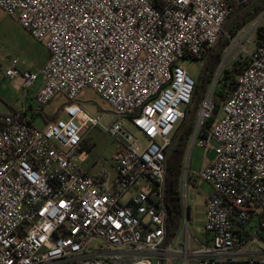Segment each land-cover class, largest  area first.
I'll use <instances>...</instances> for the list:
<instances>
[{"label":"built area","instance_id":"2783aa9c","mask_svg":"<svg viewBox=\"0 0 264 264\" xmlns=\"http://www.w3.org/2000/svg\"><path fill=\"white\" fill-rule=\"evenodd\" d=\"M249 1L0 0L49 54L38 72L11 59L4 77L24 91L41 78L40 107L65 101L64 117L41 127L23 112L0 116V264H264V33L233 79L218 64L194 120L188 151L214 154L190 176L211 188L202 241L190 238L181 203L184 237L167 243L164 207L165 157L195 88L181 62L204 64L234 7ZM262 20L239 30L245 45ZM217 83L221 117L205 129ZM86 89L109 105L110 125L82 107ZM92 128L119 145L113 176L81 166Z\"/></svg>","mask_w":264,"mask_h":264},{"label":"rangeland","instance_id":"374dc122","mask_svg":"<svg viewBox=\"0 0 264 264\" xmlns=\"http://www.w3.org/2000/svg\"><path fill=\"white\" fill-rule=\"evenodd\" d=\"M251 2L252 0L248 3ZM263 13L264 10L259 12L252 21L243 26L242 28L244 32L248 31L253 22L259 19L263 15ZM260 26L264 27V20L261 21ZM223 36L228 40V43L226 46V51H223L221 53L220 62H224L221 76L224 75L225 70H228L230 73V70L236 63H240L239 66L241 67L246 66L247 53L254 48L255 42L257 41L255 33H252V42L249 45H245V38H243L244 35L239 31H237L234 35H230L229 38H227L225 35ZM39 44L40 43L34 41L22 28H20V26H18L12 18L6 16L2 11H0V99L2 100H0L1 114L7 113L9 111L7 106H10L11 104H13L15 108H18L21 100V95L23 94L22 92L15 94V92L11 90V82L8 78L4 77V69L9 66L11 59H17L20 68L36 70L37 61L32 56L31 52L35 48L39 47ZM242 47L245 48V51ZM181 65L184 67L190 78H192L194 81H196L199 77L201 69L203 67V63L196 60H185L181 62ZM219 88L220 83H217L215 91H218ZM214 96L215 95H213V100ZM16 98L18 100H16ZM78 100L81 103L82 107L89 113L100 114L102 116V124L104 126L110 125L113 119L111 114L112 110L109 105L102 101L97 94L89 89H86L78 98ZM64 103L65 101L63 99L55 98L47 105L40 107L36 103L35 99H33L31 105L34 109L41 108L45 116L53 117L57 112L60 113V109ZM214 103L218 110L216 111V116L212 119L211 124L208 127H205L206 129H209L212 124L221 117L220 99H218L217 101L214 100ZM194 114L195 110L193 116ZM59 117H62V114H59ZM33 122L35 126H41V123L37 119H34ZM125 126L132 134L139 137V135L131 128L129 124L125 123ZM177 127L180 128L179 123ZM82 136L84 143L83 150L87 152L88 159L84 163H81V166L88 170V172L91 174H96L101 170H105L109 172L111 176H113V172L111 169V159L114 152L119 146L117 141L99 128L84 130L82 132ZM188 150L189 144L182 161L180 172V174H182L186 157L189 155L187 170L188 174L183 188L182 182L180 180L179 197L180 203H184L188 211L187 221L190 238L195 237L198 241H202L204 237V202L205 198L211 193V188L203 180L194 179L190 176L192 173H197L201 167L205 166L210 160H212L214 154L213 152L205 153L204 149L200 148L197 144L193 145L190 151ZM142 191L147 192V188H142ZM181 209L183 219V214L186 212V209H183L182 206ZM182 226L183 224L180 225L179 230ZM177 235L180 239H183L184 231H181V234L179 235L178 233Z\"/></svg>","mask_w":264,"mask_h":264},{"label":"trees","instance_id":"16d2710c","mask_svg":"<svg viewBox=\"0 0 264 264\" xmlns=\"http://www.w3.org/2000/svg\"><path fill=\"white\" fill-rule=\"evenodd\" d=\"M251 6L245 8L242 12H240L237 16L231 19V21L228 23L225 29V33H228L229 35H234L237 31H239L243 26H245L247 23L253 20L254 17L257 16L259 12L264 10V0H254L250 3ZM241 6H236L233 9V12H236L238 9H240ZM264 33V27L260 26L256 29V40H259ZM228 43V40L222 35L220 38V41L213 51V53L210 56L209 62L207 64L206 74L203 77L202 82V90L200 92L199 101L195 108V114L192 116L191 121L187 124L183 132L178 137L177 141L171 148L168 156H167V166H166V173H165V193H164V207L167 213L166 218V242H170L174 236L178 233L181 220H182V209H181V203H180V197H179V184L181 180V167H182V161L189 143L190 136L193 131L194 126V120L196 117V112L198 110L200 100L203 98L210 82L213 73L215 72L216 68L218 67V64L221 60V53L226 48ZM240 63L234 64L233 68L230 70V73L228 70L224 71V75L222 76L223 79H233L242 69L243 67L239 66ZM204 65V64H203ZM202 70L195 81V88L193 92V96L196 93V90L198 88L199 82L202 77ZM229 73V74H228ZM214 100L217 101L220 99L221 101V91L220 89L218 91L214 90L213 93ZM216 103V102H215ZM191 106V105H190ZM189 108L187 109L185 116L183 120L180 123V127L184 124V122L187 119ZM47 121H44L46 123ZM212 122V119L207 120L203 128L208 127ZM179 127H177L175 131L174 138L177 134ZM206 129V128H205ZM201 137V135H200Z\"/></svg>","mask_w":264,"mask_h":264},{"label":"crops","instance_id":"0c3cea01","mask_svg":"<svg viewBox=\"0 0 264 264\" xmlns=\"http://www.w3.org/2000/svg\"><path fill=\"white\" fill-rule=\"evenodd\" d=\"M38 46L39 47L35 48L31 52L32 56L37 61V69L36 70H30V69H26V68H20V66L18 65L19 69L30 71V72H38L43 67V65L47 62V60L49 58V54L42 44H39ZM10 82H11V90L13 92H15V94H18L19 92H22L23 94L21 95L19 107L15 108L14 105L11 104L10 106H7L9 109V111L7 113H9V112H23V114L28 119V122L30 124L34 125L33 121H34V119H37L41 123V126L45 124L44 121H47V122L51 121L55 117H59V114H62V113L57 112L55 114V116L47 117L43 114L41 108L40 109L32 108L31 102L34 99L35 94L38 92V90L40 89V87L42 86V83H43L41 78H39L35 82L33 87H31L30 89L25 90V91L22 89L16 88L17 86L16 87L14 86L16 84L13 81H10ZM16 100H18V99L16 98ZM7 113H3V114L0 113V116L7 114ZM63 117H64V115L62 114V117H59V118H63ZM83 145H84V143H82V148H83Z\"/></svg>","mask_w":264,"mask_h":264},{"label":"water","instance_id":"95a60500","mask_svg":"<svg viewBox=\"0 0 264 264\" xmlns=\"http://www.w3.org/2000/svg\"><path fill=\"white\" fill-rule=\"evenodd\" d=\"M254 1V0H252ZM250 5V3H247L243 6H241L240 9H238L236 12H234L232 15H230L224 22L222 28H221V33L219 34L218 38H217V41L215 43V45L213 46V48L207 53L206 55V59H205V62H204V65H203V70H202V77H201V80L199 82V85H198V88L196 90V93L194 94L193 96V99H192V103H191V106H190V109H189V112H188V116H187V119L186 121L184 122V124L178 129L177 131V134L174 138V142H173V145L175 144V142L177 141L178 137L180 136V134L183 132V130L185 129V127L187 126V124L191 121L192 119V116H193V113H194V110L196 108V105L198 103V99H199V95H200V92H201V87H202V82H203V77L205 76L206 74V69H207V64L209 62V59H210V56H211V53L215 50V48L217 47L219 41H220V38L222 36V34L224 33L225 29H226V26L228 25V23L231 21L232 18H234L235 16H237L240 12H242L245 8H247L248 6ZM172 145V147H173ZM171 147V148H172ZM169 152L167 153L166 157H165V161H164V167H165V173H166V166H167V156H168Z\"/></svg>","mask_w":264,"mask_h":264},{"label":"flooded vegetation","instance_id":"af4514ba","mask_svg":"<svg viewBox=\"0 0 264 264\" xmlns=\"http://www.w3.org/2000/svg\"><path fill=\"white\" fill-rule=\"evenodd\" d=\"M212 53H213V52H212ZM212 53H211V54H212Z\"/></svg>","mask_w":264,"mask_h":264}]
</instances>
